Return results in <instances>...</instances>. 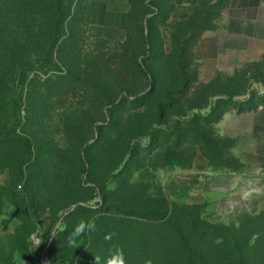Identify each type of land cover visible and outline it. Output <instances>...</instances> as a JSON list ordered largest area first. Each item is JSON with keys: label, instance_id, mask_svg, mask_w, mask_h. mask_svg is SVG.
I'll list each match as a JSON object with an SVG mask.
<instances>
[{"label": "rangeland", "instance_id": "1", "mask_svg": "<svg viewBox=\"0 0 264 264\" xmlns=\"http://www.w3.org/2000/svg\"><path fill=\"white\" fill-rule=\"evenodd\" d=\"M72 1L65 23L71 35L68 45L82 51L86 66H102L100 73L118 70L123 63L129 71L122 73V79L133 96L123 101L117 96L95 116L92 91L66 80L65 69L57 63L34 64L27 80L11 87L9 104L14 105L24 91L22 102L17 103L21 110L14 112L18 124L12 134L30 141L33 156L24 158L26 146L18 143H9V154L0 155L8 163L0 161V264H95V256L105 257L110 244L122 248L127 264L149 260L185 264L178 233L197 251L195 264H219L222 255L216 243L223 233L214 230L233 225L240 216L189 208L165 198L152 200L149 188L140 183V168L153 149L163 148L170 139L176 143L179 136L187 144L200 141L192 130L209 135L218 146L230 143L216 135L217 116L223 108L239 112L264 105V62L227 64L206 86L200 80L195 46L200 35L213 28L219 10L203 16L196 9L194 19L186 22L167 21L164 15L144 22L151 45L138 53L139 33L126 44L96 40L90 34L91 0ZM137 63L150 79L133 72ZM213 94L230 99L219 102L211 117L205 106L215 103ZM213 152L226 155L223 150ZM23 158L27 162L20 169ZM256 172L251 166L246 171ZM257 180L254 177V184ZM113 207L140 215L152 208L170 213L155 221L161 223L156 226L150 219L120 215ZM259 213L253 207L246 216ZM81 219H94L96 230L86 231L77 246L70 247L67 237ZM107 233L116 234L111 242L104 240ZM37 239L39 246L33 243Z\"/></svg>", "mask_w": 264, "mask_h": 264}, {"label": "crops", "instance_id": "2", "mask_svg": "<svg viewBox=\"0 0 264 264\" xmlns=\"http://www.w3.org/2000/svg\"><path fill=\"white\" fill-rule=\"evenodd\" d=\"M94 39L125 42V17L132 10L130 0H91ZM170 20L182 22L198 14L219 10L213 28L201 34L195 51L200 63V80L211 84L227 64L264 62V0H173ZM203 17L199 18L202 20ZM217 137L233 146L225 162L236 159L241 168H214L201 145L176 150L168 146L155 152L140 170V182L150 187L154 198L187 206H205L220 215L248 214L251 208L264 211V106L254 111H230L215 125ZM254 167L257 174L246 173ZM254 177L257 183L254 184ZM261 191V192H260ZM257 197V198H256ZM257 199V200H256Z\"/></svg>", "mask_w": 264, "mask_h": 264}, {"label": "trees", "instance_id": "3", "mask_svg": "<svg viewBox=\"0 0 264 264\" xmlns=\"http://www.w3.org/2000/svg\"><path fill=\"white\" fill-rule=\"evenodd\" d=\"M72 2V0H0V155L5 156L9 154L7 153L9 143H18L21 146H26L24 158H31L33 156V149L30 141L20 135L15 136L12 134L13 127L16 123L18 124V117L14 112L18 113L21 110V107L17 103L18 101L22 102L24 91H21L18 97L19 100L14 105L12 103L9 104L8 96L13 94L11 90L12 86L15 84L17 85L18 81L27 80L31 66H34L36 63H44L49 66H52L53 63H57L61 68L65 69L64 72L67 74L64 78L66 80L84 87L88 91H92L90 98L92 100L91 103L95 116L107 110L117 96L122 97L121 101L126 97L133 96V91L122 79V73L129 71L128 68L123 67V63L122 67L120 65L118 70L107 68L106 72L100 73L97 71L102 66L95 64L86 66L84 64V55L82 51L78 47L74 48V46L68 45L71 35L66 31L65 23L70 17ZM130 3L132 5V10L125 17L124 21L128 37L127 40L122 43L126 44L131 42L132 36L139 33L140 37L138 41L140 48L138 53H142L143 50H148V47L151 45L150 34L149 36L145 35L147 30L143 25L144 22H155V20H159L163 15L166 16L167 21H169L171 15L176 10V6L173 0H157L154 2H152V0H130ZM149 3H151V5H149ZM164 3H166V7H163ZM151 6V18H148V12ZM133 25H136L134 30ZM107 42L115 43L110 41ZM64 52H68V56L65 57ZM133 72L137 74V76L139 75L145 79H150L149 74L139 63L136 64V68L133 69ZM37 78L38 77H35V80ZM61 85L62 84H60V86ZM55 92L56 90H53L52 93ZM27 95H29V92ZM32 95L35 96L36 93L33 92ZM212 98L216 99L214 101L215 103L210 102V104L205 106V108H210L209 113L211 117H213L214 114L216 115V108L219 102L230 99L225 94H213ZM134 100L138 101L140 99ZM258 107L259 106L248 110H242L239 111V113L254 111ZM228 112V108H223L217 116L215 125ZM192 132L200 137V141L187 144L178 136L177 138L179 139L176 143L170 139L163 148L157 147L153 149L150 157L155 152L168 146L179 150L185 146L195 144L202 146L203 152L209 159L212 167H227L233 171H238L241 168L240 163L236 159L233 158L234 162L228 164L225 162L224 156L216 155L215 152H213L214 150L216 152L223 150L226 154L233 146L230 141H228L230 143L222 147L214 144L209 135L200 134L195 130H192ZM24 158L21 159L20 169L22 164L27 162ZM1 160L2 159H0V161ZM148 160L140 170L146 166ZM2 162L8 164L4 162V159L1 163ZM0 168H2V166ZM141 184L148 187L150 192V187L148 185ZM149 195L152 200L158 199L154 198L150 193ZM100 197L105 201L106 197L103 192L100 193ZM160 198L165 197L161 196L159 199ZM166 200L169 202L168 199ZM187 207L205 209V206ZM113 208L120 215L131 216L136 219L153 220L154 222L151 221V223L156 224V226L161 223L155 221L160 222L170 213L169 209L163 213L160 209L152 208L144 215H140L131 211L121 212L117 207ZM246 215L248 214L237 215L240 216V220L233 225L225 227L219 226L214 230L215 233H223L217 237V242L220 243H216V247L223 250L218 249L222 255V257L219 256L218 258L220 259L218 262L219 264H258V261L264 264V211L256 216ZM177 236L179 248L187 259L185 264H195L198 261L197 251L191 247L181 233H178ZM48 242L49 240L46 241V243ZM212 244L213 241L208 243V245L211 246ZM202 264H207V262H202Z\"/></svg>", "mask_w": 264, "mask_h": 264}, {"label": "clouds", "instance_id": "4", "mask_svg": "<svg viewBox=\"0 0 264 264\" xmlns=\"http://www.w3.org/2000/svg\"><path fill=\"white\" fill-rule=\"evenodd\" d=\"M96 230L95 220H84L81 219L74 227L73 231L67 237V243L70 247L77 246V240L79 237L87 232H94ZM115 233H107L104 236V240L111 242ZM33 243L39 246L40 241L34 240ZM95 264H127L126 257L123 253L122 248L116 246L115 244H110L108 249V254L105 257L99 255L95 256ZM145 264H151V261H146Z\"/></svg>", "mask_w": 264, "mask_h": 264}]
</instances>
